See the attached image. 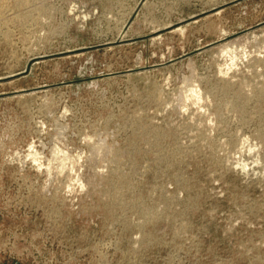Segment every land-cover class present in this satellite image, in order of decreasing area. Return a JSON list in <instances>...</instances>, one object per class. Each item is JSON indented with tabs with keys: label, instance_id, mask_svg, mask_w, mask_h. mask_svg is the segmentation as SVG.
I'll use <instances>...</instances> for the list:
<instances>
[{
	"label": "rangeland",
	"instance_id": "1",
	"mask_svg": "<svg viewBox=\"0 0 264 264\" xmlns=\"http://www.w3.org/2000/svg\"><path fill=\"white\" fill-rule=\"evenodd\" d=\"M244 135L264 0H0V262L264 264Z\"/></svg>",
	"mask_w": 264,
	"mask_h": 264
},
{
	"label": "clouds",
	"instance_id": "2",
	"mask_svg": "<svg viewBox=\"0 0 264 264\" xmlns=\"http://www.w3.org/2000/svg\"><path fill=\"white\" fill-rule=\"evenodd\" d=\"M227 43V41H225ZM221 56L226 55L225 52H220ZM245 59H247V56H245ZM233 66L235 65V60L232 61ZM168 81L166 80V83ZM193 95H195V92H193ZM191 97H189L190 99ZM68 110L65 109V112ZM260 147L259 145L255 144L251 137L248 135H244L242 138L241 145L239 147V154L235 157L236 163L233 165L234 170H239L242 174L248 175L253 170L259 169L261 167H264V158L261 157L260 153ZM242 154H246L248 157H253L252 160L246 161L245 159H242ZM255 154V156H253ZM57 155H67V153H61L59 149H57ZM26 161H30L32 165L35 166V170L39 172H43L47 170V179L45 181V187H47L48 181L52 179V161L48 160L47 163L44 162V157L36 151L34 147L29 145L28 147V154L25 157ZM64 161H61V168L59 169V172L61 175L64 174ZM255 174H261L259 172H256Z\"/></svg>",
	"mask_w": 264,
	"mask_h": 264
},
{
	"label": "crops",
	"instance_id": "3",
	"mask_svg": "<svg viewBox=\"0 0 264 264\" xmlns=\"http://www.w3.org/2000/svg\"><path fill=\"white\" fill-rule=\"evenodd\" d=\"M0 264H4V263L0 262Z\"/></svg>",
	"mask_w": 264,
	"mask_h": 264
}]
</instances>
